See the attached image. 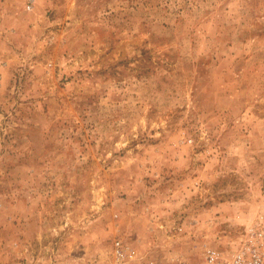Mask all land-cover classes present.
Returning a JSON list of instances; mask_svg holds the SVG:
<instances>
[{
  "label": "rangeland",
  "instance_id": "374dc122",
  "mask_svg": "<svg viewBox=\"0 0 264 264\" xmlns=\"http://www.w3.org/2000/svg\"><path fill=\"white\" fill-rule=\"evenodd\" d=\"M260 214L264 0H0V264H204Z\"/></svg>",
  "mask_w": 264,
  "mask_h": 264
},
{
  "label": "built area",
  "instance_id": "2783aa9c",
  "mask_svg": "<svg viewBox=\"0 0 264 264\" xmlns=\"http://www.w3.org/2000/svg\"><path fill=\"white\" fill-rule=\"evenodd\" d=\"M96 264H189L179 256L146 258L133 244L115 238L105 257ZM204 264H264V214L245 225L237 239L227 248L208 250Z\"/></svg>",
  "mask_w": 264,
  "mask_h": 264
}]
</instances>
